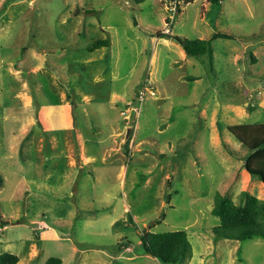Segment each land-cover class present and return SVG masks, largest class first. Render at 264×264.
<instances>
[{
    "label": "rangeland",
    "instance_id": "obj_1",
    "mask_svg": "<svg viewBox=\"0 0 264 264\" xmlns=\"http://www.w3.org/2000/svg\"><path fill=\"white\" fill-rule=\"evenodd\" d=\"M173 1L0 0V222H8L0 250L17 254V264L53 255L62 264H163L143 251V232L184 229L197 251L210 242L192 232L219 222L209 210L216 192L236 202L243 189L264 198V183L244 168L247 148L227 130L264 124V0H176L171 20ZM166 29L235 38H214L211 55L192 57L158 36ZM105 37L109 48L86 50ZM76 80L93 93L90 104L75 102ZM74 115L89 126L95 165L103 162L97 130L112 133L105 167L64 165L72 146L53 136ZM135 117L131 146L125 136ZM62 151L65 159H56ZM112 159L128 168L124 185ZM239 246L232 264H264L263 237ZM218 260L213 252L205 264Z\"/></svg>",
    "mask_w": 264,
    "mask_h": 264
},
{
    "label": "trees",
    "instance_id": "obj_2",
    "mask_svg": "<svg viewBox=\"0 0 264 264\" xmlns=\"http://www.w3.org/2000/svg\"><path fill=\"white\" fill-rule=\"evenodd\" d=\"M133 1L135 3L143 2V0ZM191 1L194 0H184V3ZM176 7L179 11L177 3ZM158 36L175 40L183 48L185 54L192 57L206 53L211 55V41L214 38H235L233 34L224 31H214L209 38H180L169 31L158 32ZM110 44L109 37L97 38L87 45L86 50L92 52L102 47L109 48ZM227 130L248 150L243 164L246 172L259 177L264 183V124L260 122L230 124L227 126ZM32 132L33 128L27 132L24 139H28ZM45 150H49L47 143ZM3 182V177L0 174V188ZM211 213L219 220L218 224L210 228L211 234L216 238L237 240L251 237L264 238L263 197L243 189L239 192V200L236 202L228 194L216 192ZM6 224H8L7 221L0 222V226ZM140 241L143 251L163 264L183 263L189 260L192 255L191 242L184 229L161 232L147 230L140 235ZM18 260L17 254L0 250V264H17ZM43 264H62V259L54 255L49 256Z\"/></svg>",
    "mask_w": 264,
    "mask_h": 264
},
{
    "label": "crops",
    "instance_id": "obj_3",
    "mask_svg": "<svg viewBox=\"0 0 264 264\" xmlns=\"http://www.w3.org/2000/svg\"><path fill=\"white\" fill-rule=\"evenodd\" d=\"M168 29H166L165 31H167ZM168 32V31H167ZM170 32V30H169ZM172 33V32H171ZM103 49V47L101 48ZM184 54V52H182ZM26 86L24 85L23 88H25ZM72 91H73V96L75 97L74 100L78 105H84L85 104H90L91 100H92V94L90 91H87L85 88V85H83V83H80L78 80L74 81L73 85H72ZM78 89H80V93H78ZM65 93V92H64ZM66 94V93H65ZM64 94V95H65ZM67 96V95H65ZM83 96V98L81 97ZM22 97L25 100H29L30 104H32V99L31 97L27 96V94H23V92H21L18 96L19 99H22ZM68 97V96H67ZM84 97H87L89 100H84ZM59 100L61 101V98L59 97ZM80 100V101H79ZM76 104V105H77ZM74 105V104H73ZM126 117V116H125ZM75 118V115H74ZM73 116L70 117V122L69 124L61 130L63 133L62 137L59 138L58 136H53L57 141L59 140V144H61L62 146V142L61 139L64 138L68 140V144L70 145V147L72 146V151L71 153L68 154V158L65 161L64 160V165L66 167L69 168H76V169H84L85 167H87L89 170L95 167H105V165L108 162H105L104 160H106V155H107V147L111 144L110 142L108 144H106V139H110L109 136L112 133H108V135H104L101 130H97V135L100 136V139L98 138L97 144H99V148L101 150V158L103 160L102 163L95 165L96 164V155L91 153L88 149L89 144H90V139L87 133V129L89 128V126L87 127L85 125L84 121L79 122L76 118L74 120ZM128 118L126 117L125 120H127ZM133 120H137L136 117ZM130 128V133L127 135L126 133V138L127 140L131 138V146H134L136 144L135 141V136H136V130L138 128L137 125V121L136 124ZM116 128H113V132L115 134ZM106 138V139H105ZM114 144V142H112ZM58 146V145H57ZM55 151V150H53ZM61 151V150H60ZM54 155V154H53ZM57 158H63L65 159V155L67 156V154L65 152H61V154H57ZM70 158V159H69ZM69 159V161H68ZM73 159V161H72ZM115 159L111 162H109V164L114 165L117 168V176L120 179V183L122 185H124L125 183V179L127 178V171L128 168L126 166L125 163H123L122 161L118 164L116 162ZM60 161H56V166L60 165L59 163ZM243 172V170H241ZM149 176L146 177L143 181V184H147L149 182ZM212 205L209 206V210L211 212L212 209ZM214 226V225H213ZM203 227H201L202 229ZM202 232H197V230L193 231L192 234H195L197 236L199 235H203L202 240L206 239L207 242L210 243H206L204 246L200 245V249L195 251L194 247H192V255L190 257L189 260H187L188 263H192L193 260H196L200 263V264H205L207 260H209L210 258L213 257V252L214 254L218 257V263L217 264H222L223 258L225 256V262H227V264H232L234 262H236L237 260V252L240 248L239 246V241L237 239H232L235 244L234 245H230L228 243H226L229 240H221V238H211L210 235V228H207L206 232L204 234H201ZM204 238V239H203ZM222 241H226V242H222ZM212 242V243H211ZM124 248H128V245H125ZM227 252V253H225ZM211 253V254H208ZM31 256V253L29 252V257ZM198 256V257H197ZM152 257V256H151ZM152 259L159 261L158 259L152 257ZM160 262V261H159ZM209 262V261H208Z\"/></svg>",
    "mask_w": 264,
    "mask_h": 264
},
{
    "label": "built area",
    "instance_id": "obj_4",
    "mask_svg": "<svg viewBox=\"0 0 264 264\" xmlns=\"http://www.w3.org/2000/svg\"><path fill=\"white\" fill-rule=\"evenodd\" d=\"M176 0L175 1H173V3H171L170 4V6L168 7V9H169V12H171V15H170V17H171V20H173V15H174V13H176L177 12V7H176ZM168 31V30H167ZM146 83H148V81L146 82ZM148 91V86H147V84H146V86H144L142 89H140L139 91H138V93H137V98H138V101L140 102V104H141V101L143 100V98H144V95H145V93ZM257 92H258V90H257ZM260 92V91H259ZM258 92V93H259ZM251 102H252V105H255V99L254 98H252L251 99ZM132 110H134V111H136L137 113H138V111H139V106L138 107H133L132 108ZM122 113H124V112H122Z\"/></svg>",
    "mask_w": 264,
    "mask_h": 264
},
{
    "label": "water",
    "instance_id": "obj_5",
    "mask_svg": "<svg viewBox=\"0 0 264 264\" xmlns=\"http://www.w3.org/2000/svg\"><path fill=\"white\" fill-rule=\"evenodd\" d=\"M130 133V128L128 127V130H127V135Z\"/></svg>",
    "mask_w": 264,
    "mask_h": 264
}]
</instances>
